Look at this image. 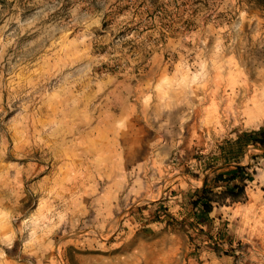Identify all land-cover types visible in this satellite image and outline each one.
<instances>
[{"label":"rangeland","instance_id":"374dc122","mask_svg":"<svg viewBox=\"0 0 264 264\" xmlns=\"http://www.w3.org/2000/svg\"><path fill=\"white\" fill-rule=\"evenodd\" d=\"M262 5L0 0V264H264L261 149L244 202L188 204L264 126Z\"/></svg>","mask_w":264,"mask_h":264},{"label":"trees","instance_id":"16d2710c","mask_svg":"<svg viewBox=\"0 0 264 264\" xmlns=\"http://www.w3.org/2000/svg\"><path fill=\"white\" fill-rule=\"evenodd\" d=\"M261 8L264 9V5ZM249 146L261 149L264 157V126L241 131L210 153L197 157L200 170L193 176L202 177V185L188 204L191 227L197 228L200 233L203 232L202 225L211 222L210 214L214 208L246 200V187L255 179L259 167L258 161L241 163ZM206 236L213 238L210 234Z\"/></svg>","mask_w":264,"mask_h":264},{"label":"crops","instance_id":"0c3cea01","mask_svg":"<svg viewBox=\"0 0 264 264\" xmlns=\"http://www.w3.org/2000/svg\"><path fill=\"white\" fill-rule=\"evenodd\" d=\"M211 214H212V212H211ZM211 214H210V217L212 216Z\"/></svg>","mask_w":264,"mask_h":264}]
</instances>
